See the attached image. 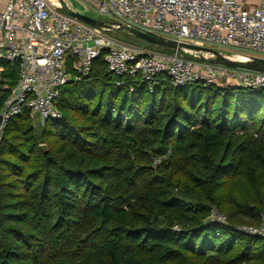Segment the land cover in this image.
I'll use <instances>...</instances> for the list:
<instances>
[{
    "label": "trees",
    "instance_id": "1",
    "mask_svg": "<svg viewBox=\"0 0 264 264\" xmlns=\"http://www.w3.org/2000/svg\"><path fill=\"white\" fill-rule=\"evenodd\" d=\"M104 54L62 87L61 119L5 128L0 264H264V238L237 229L264 214V89L151 86Z\"/></svg>",
    "mask_w": 264,
    "mask_h": 264
},
{
    "label": "built area",
    "instance_id": "2",
    "mask_svg": "<svg viewBox=\"0 0 264 264\" xmlns=\"http://www.w3.org/2000/svg\"><path fill=\"white\" fill-rule=\"evenodd\" d=\"M73 1L99 19L111 16L113 25L264 57V0ZM110 32L65 13L59 0H0V142L8 123L24 109L43 122L61 119L57 99L62 87L88 76L102 53L112 75L151 86L168 74L175 86L205 83L264 89L263 72L199 61L195 53H188L193 58L187 59L179 50L159 52L121 41ZM10 68L17 76L14 85L7 76ZM210 219L227 223L217 208ZM237 229L264 238V214L259 225Z\"/></svg>",
    "mask_w": 264,
    "mask_h": 264
},
{
    "label": "water",
    "instance_id": "3",
    "mask_svg": "<svg viewBox=\"0 0 264 264\" xmlns=\"http://www.w3.org/2000/svg\"><path fill=\"white\" fill-rule=\"evenodd\" d=\"M62 10L81 21L97 27V28H108L110 31L116 30H127L136 37L143 39L144 41L157 46L155 50L159 52H164L165 50H179L181 56L184 58H193L188 53H195L199 56V61L209 62L214 64H221L231 68H238L243 70L257 71L264 73V57L257 55L244 56V59L233 58L232 54H225L222 51L215 49L213 47L190 44L185 42H178L174 39L154 35L150 33H145L138 29L131 28L127 25H113L111 22L103 21L99 18L82 13L78 10L72 8L66 0H59ZM1 118V117H0ZM42 149L47 152V145L42 144Z\"/></svg>",
    "mask_w": 264,
    "mask_h": 264
},
{
    "label": "rangeland",
    "instance_id": "4",
    "mask_svg": "<svg viewBox=\"0 0 264 264\" xmlns=\"http://www.w3.org/2000/svg\"><path fill=\"white\" fill-rule=\"evenodd\" d=\"M70 1V0H69ZM73 1V0H72ZM76 5L78 6V8L81 10V12L83 13L85 10V6L80 2H76ZM89 9H91L89 7ZM87 11V10H86ZM87 15L93 16L95 18H99L98 15H96L95 13H93V11H87L85 12ZM101 20L106 21V22H113L115 21L114 18H112L111 16H101L100 17ZM111 35H113L115 38L124 41L126 43L129 44H136V45H140V46H144L145 44H149L148 42L144 41L143 39L136 37L135 35H133L132 33H130L127 30H116V31H112L110 32ZM148 46V45H146ZM154 49L157 48V46L153 47ZM216 49V48H215ZM218 50L222 51L225 54H232L234 55V57L236 58H242L244 57L243 53L238 51V50H232V49H226V48H218ZM220 86V84H218ZM33 119V123L36 126V128L39 130L41 129V125L42 127L45 125L46 122H43L39 117H32Z\"/></svg>",
    "mask_w": 264,
    "mask_h": 264
},
{
    "label": "bare ground",
    "instance_id": "5",
    "mask_svg": "<svg viewBox=\"0 0 264 264\" xmlns=\"http://www.w3.org/2000/svg\"><path fill=\"white\" fill-rule=\"evenodd\" d=\"M233 58H236V57L233 56ZM244 58H245V57H242V58H236V59H244Z\"/></svg>",
    "mask_w": 264,
    "mask_h": 264
},
{
    "label": "crops",
    "instance_id": "6",
    "mask_svg": "<svg viewBox=\"0 0 264 264\" xmlns=\"http://www.w3.org/2000/svg\"><path fill=\"white\" fill-rule=\"evenodd\" d=\"M13 81V80H12Z\"/></svg>",
    "mask_w": 264,
    "mask_h": 264
}]
</instances>
